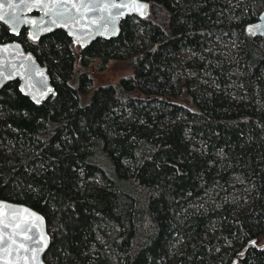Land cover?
<instances>
[{
  "label": "trees",
  "instance_id": "16d2710c",
  "mask_svg": "<svg viewBox=\"0 0 264 264\" xmlns=\"http://www.w3.org/2000/svg\"><path fill=\"white\" fill-rule=\"evenodd\" d=\"M140 1L84 48L0 24L54 90L0 88V200L42 216L45 264H264V35L243 30L264 0Z\"/></svg>",
  "mask_w": 264,
  "mask_h": 264
},
{
  "label": "water",
  "instance_id": "95a60500",
  "mask_svg": "<svg viewBox=\"0 0 264 264\" xmlns=\"http://www.w3.org/2000/svg\"><path fill=\"white\" fill-rule=\"evenodd\" d=\"M142 5L146 7L141 8ZM147 13L148 4L140 0H0V16L4 17L0 24L10 35L15 37L25 28L28 37L36 40L61 30L79 48L98 38L116 37L121 19L127 16L144 18ZM243 30L253 37L264 35V8L254 21L244 25ZM15 80L18 92L34 104L54 93L46 67L19 42L12 40L0 43V88ZM33 216L39 219L33 220ZM252 242L249 241L238 254L254 246ZM47 247L48 236L42 216L25 205L0 200V264H45L42 256ZM235 262L236 258L230 264Z\"/></svg>",
  "mask_w": 264,
  "mask_h": 264
},
{
  "label": "rangeland",
  "instance_id": "374dc122",
  "mask_svg": "<svg viewBox=\"0 0 264 264\" xmlns=\"http://www.w3.org/2000/svg\"><path fill=\"white\" fill-rule=\"evenodd\" d=\"M127 59L110 60L101 69H97V61L93 60L90 72L91 87L88 93L97 85L112 84L120 77L128 75L131 72V65Z\"/></svg>",
  "mask_w": 264,
  "mask_h": 264
},
{
  "label": "snow or ice",
  "instance_id": "6c2138e0",
  "mask_svg": "<svg viewBox=\"0 0 264 264\" xmlns=\"http://www.w3.org/2000/svg\"><path fill=\"white\" fill-rule=\"evenodd\" d=\"M74 6H75V5H74ZM144 7H146V5H142V6H141V8H144ZM0 19H4V17H3V16H0ZM37 102H39V101H37ZM37 219H39V218L33 216V220H37ZM5 227H7V225H5ZM25 238L28 239L29 237H25ZM13 243H16V241L13 240ZM252 243H255V242L253 241ZM20 247H23V244H21Z\"/></svg>",
  "mask_w": 264,
  "mask_h": 264
}]
</instances>
